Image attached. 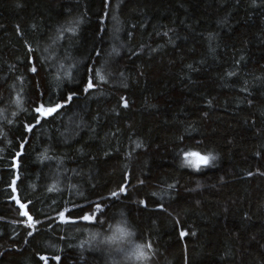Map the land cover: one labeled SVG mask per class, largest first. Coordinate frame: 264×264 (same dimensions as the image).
<instances>
[{
	"label": "trees",
	"instance_id": "1",
	"mask_svg": "<svg viewBox=\"0 0 264 264\" xmlns=\"http://www.w3.org/2000/svg\"><path fill=\"white\" fill-rule=\"evenodd\" d=\"M101 9L102 0H0V264H111L118 256L91 233L118 219L151 246L147 264H264V0ZM75 17L76 35L45 61ZM75 61L103 67L108 82L97 78L92 94L26 132L41 91L77 88L65 76ZM210 151L213 166H181L187 152ZM97 203L102 225L58 215Z\"/></svg>",
	"mask_w": 264,
	"mask_h": 264
},
{
	"label": "snow or ice",
	"instance_id": "2",
	"mask_svg": "<svg viewBox=\"0 0 264 264\" xmlns=\"http://www.w3.org/2000/svg\"><path fill=\"white\" fill-rule=\"evenodd\" d=\"M108 7H109V0H102V9L101 10L104 11V9H107ZM112 18H113V21L115 22V25H116V27H114V33L119 32L120 31V29H119V23L120 22L115 15H113ZM101 22L103 23V18L101 19ZM81 23H82V20L79 17H75V18L67 21L65 24L60 25L56 29V34L50 38L52 40V43L47 44L43 48V52L46 54L45 55V61L53 58V52L55 50L54 49L55 43L60 39H69L70 40L72 37H74L76 35L77 29ZM165 35H166V33H165ZM209 39L211 40L212 37H209ZM209 51L214 52V49L211 48V46H210ZM112 54L119 55V49L114 47L112 49V53H110L109 55H112ZM60 67L63 68V64H60ZM70 67H74L76 69L75 73L65 72V76L70 77V82L76 83L77 88L70 89L66 96L61 95L58 97H54L51 95V92H52L51 88H49L45 91H41L40 92V98H39L40 102H37V101L32 102L31 111L34 114L32 117V121H34V124L31 121L29 123H26L24 125V130L26 132H31L35 125H40L42 121L47 120L50 117H53L54 114H58L59 110L63 109L64 107L69 106L74 101V99L78 93L84 94V95L92 94L96 90L97 78L101 82H104V83L108 82L106 77L110 74L107 72H104L103 67L96 68L94 66H89L86 63L81 64L80 61H75L72 65H70ZM188 67H189V69H191V65H189ZM29 70L33 74L39 75V73L43 69L41 67H39L38 65H34ZM229 75L231 76L234 74L229 73ZM54 79H55V84L57 86L60 83H62L59 76H56ZM125 87H126V85H125ZM45 95H48V100L46 103L43 101V97ZM121 101H122L123 107H125V108L128 107V104L124 100L123 97H121ZM17 107H20L19 102H17ZM9 123H11V121H9ZM137 147H139V145H137ZM189 157H195V159L191 160V159H189ZM44 158H45L44 156H41V159H44ZM208 159H209V155H198L196 152H187L185 154V157H184V164L181 166L183 167L184 165H187L189 167H195V168L199 169V167L201 165H205V166L207 165ZM212 159H215V157L213 156ZM261 174H264V173H261ZM248 175L251 176L252 173L249 172ZM11 183L13 185H15L16 180L15 179L12 180ZM173 187H174V185H169V188H173ZM15 190L16 189L13 188V191H15ZM48 191L51 192L52 188H48ZM119 191L124 192L125 189L123 187H120ZM117 195H118L117 192L111 193L112 197H116ZM152 195L155 196V195H157V193H153ZM13 199H15V197H13ZM17 203L20 204L19 200H17ZM139 203L141 205H143L145 202L143 200H141V201H139ZM24 207H25V205L20 204V208L22 210L24 209ZM21 215L28 216V220H29L28 227H32L33 226L32 217L30 215H28V213L25 211H21ZM58 215L60 217L61 222L76 225L77 227H79L77 220L87 222L88 224H91L94 226L97 223L101 224V225L103 223H105V221L101 220L100 217L105 216L106 211L102 208V205L100 203H97L95 205H90L87 208L82 207L78 212L67 213V217H68L67 220H66V213L64 211H59ZM122 215L123 214L121 213V216ZM121 223H124V221L121 220ZM109 227H111V225H109ZM117 233H119L120 237L127 235V233L124 231V229L118 227L114 230L112 235L107 237V242L109 244L113 243L117 239V235H116ZM29 235H32V233L30 232ZM99 235L100 234L98 232H92L90 242H97L98 241V243L100 245H104L103 240H100V239L98 240ZM185 235H186V233L184 231L180 232L181 237H184ZM193 235H194V233H193ZM53 247H55V246H53ZM145 247L147 249V252L145 251ZM148 252H151V246L149 244H145V246H141V245L135 246L134 254H135L136 258L139 260L147 259ZM52 259L56 260L59 264L61 257L54 255L52 257ZM40 260L44 261L45 264H48L47 258L45 256H43V255L40 256Z\"/></svg>",
	"mask_w": 264,
	"mask_h": 264
},
{
	"label": "clouds",
	"instance_id": "3",
	"mask_svg": "<svg viewBox=\"0 0 264 264\" xmlns=\"http://www.w3.org/2000/svg\"><path fill=\"white\" fill-rule=\"evenodd\" d=\"M207 155H209L207 166H213L215 161L218 159V156L211 151ZM213 156L215 159H212ZM118 227L124 229L127 235L120 237L119 233H117V239L113 243L109 244L107 242V237L112 235L114 230ZM98 233L100 234L99 239L104 241V245H106L112 253H115L118 256V259L111 261V264H147V259L139 260L134 254L135 246H145V243L137 239L135 230L128 226L125 221L124 223H121V220L118 219L111 224L107 233ZM145 251L147 252L146 247Z\"/></svg>",
	"mask_w": 264,
	"mask_h": 264
},
{
	"label": "rangeland",
	"instance_id": "4",
	"mask_svg": "<svg viewBox=\"0 0 264 264\" xmlns=\"http://www.w3.org/2000/svg\"><path fill=\"white\" fill-rule=\"evenodd\" d=\"M189 159L194 160L195 157H189ZM186 166H187V165H186ZM203 166H205V165H201L200 167H203ZM188 167H189V166H188ZM200 167H199V168H200ZM190 168L195 169V170L197 169V168H195V167H190Z\"/></svg>",
	"mask_w": 264,
	"mask_h": 264
},
{
	"label": "water",
	"instance_id": "5",
	"mask_svg": "<svg viewBox=\"0 0 264 264\" xmlns=\"http://www.w3.org/2000/svg\"><path fill=\"white\" fill-rule=\"evenodd\" d=\"M15 199H16V197H15ZM17 205L20 207V204L17 203ZM21 211H25L26 212L25 208L23 210L21 209ZM23 216H25V215H23ZM26 217H28V216H26Z\"/></svg>",
	"mask_w": 264,
	"mask_h": 264
}]
</instances>
